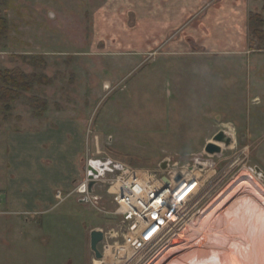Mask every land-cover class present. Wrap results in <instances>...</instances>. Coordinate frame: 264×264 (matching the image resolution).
<instances>
[{"label":"rangeland","instance_id":"obj_1","mask_svg":"<svg viewBox=\"0 0 264 264\" xmlns=\"http://www.w3.org/2000/svg\"><path fill=\"white\" fill-rule=\"evenodd\" d=\"M113 1L0 0V264H96L91 231L122 222L108 184L85 200L91 161L200 170L195 207L145 264L189 242L190 223L240 175L264 186V39L226 54L134 50L103 33ZM14 70L31 86L6 85ZM222 130L233 144L207 153Z\"/></svg>","mask_w":264,"mask_h":264},{"label":"crops","instance_id":"obj_2","mask_svg":"<svg viewBox=\"0 0 264 264\" xmlns=\"http://www.w3.org/2000/svg\"><path fill=\"white\" fill-rule=\"evenodd\" d=\"M110 10L103 33L118 35L113 44L226 54L255 46L250 16H264V0H115Z\"/></svg>","mask_w":264,"mask_h":264},{"label":"built area","instance_id":"obj_3","mask_svg":"<svg viewBox=\"0 0 264 264\" xmlns=\"http://www.w3.org/2000/svg\"><path fill=\"white\" fill-rule=\"evenodd\" d=\"M262 18L264 31V16ZM115 163L113 167L109 162L90 163L95 164L100 172L98 183L110 187L109 193L116 205L115 214L122 222L121 233L114 230L105 233L107 244L104 250L100 249L103 256L98 261L99 264H145L147 250L156 254L158 244L166 236L175 235L185 214L195 207L203 191L201 176L190 168L186 171L177 167L171 169L168 175L158 176V170H136ZM102 165L104 169L100 167ZM88 183L87 171L85 187H82L87 196L90 195ZM174 215L179 217L171 220Z\"/></svg>","mask_w":264,"mask_h":264},{"label":"bare ground","instance_id":"obj_4","mask_svg":"<svg viewBox=\"0 0 264 264\" xmlns=\"http://www.w3.org/2000/svg\"><path fill=\"white\" fill-rule=\"evenodd\" d=\"M215 199L197 222H189L190 241L170 248L154 264H264V186L240 175Z\"/></svg>","mask_w":264,"mask_h":264},{"label":"water","instance_id":"obj_5","mask_svg":"<svg viewBox=\"0 0 264 264\" xmlns=\"http://www.w3.org/2000/svg\"><path fill=\"white\" fill-rule=\"evenodd\" d=\"M217 142L222 143L224 146L229 147L233 144L234 142V137L232 134L222 130L219 131L211 141H209L206 144L205 151L209 154H216V153H221L223 146L218 144ZM168 160H165L161 164V168L163 170H166L168 168ZM102 169L105 168L104 165L100 166ZM199 168H203V164H198ZM87 171H88V178H89V183H88V192L90 195L94 193V187L98 183V176L100 174L99 170L97 169V166L95 164H89L87 166ZM258 171H260V168H257ZM168 178H166L167 180ZM180 179V177L178 178ZM90 199L89 196H86L85 200L88 201ZM105 239V231L102 229H93L90 234V246L91 250L94 252L95 257L97 259L102 258V252L100 251L99 245L101 242H103Z\"/></svg>","mask_w":264,"mask_h":264},{"label":"trees","instance_id":"obj_6","mask_svg":"<svg viewBox=\"0 0 264 264\" xmlns=\"http://www.w3.org/2000/svg\"><path fill=\"white\" fill-rule=\"evenodd\" d=\"M8 22L4 18L0 17V36L6 34V29ZM250 26L252 30V35L256 38L264 39V31H263V18L261 15L252 13L250 16ZM6 31V32H5ZM3 81L6 85L12 84L14 87L17 86H23L25 88H28L31 86V83H26V80L28 76L26 74H22L21 71L14 70L11 72H8L7 74L3 75ZM10 84V85H11ZM7 93H12V90L9 88V90H6Z\"/></svg>","mask_w":264,"mask_h":264},{"label":"clouds","instance_id":"obj_7","mask_svg":"<svg viewBox=\"0 0 264 264\" xmlns=\"http://www.w3.org/2000/svg\"><path fill=\"white\" fill-rule=\"evenodd\" d=\"M53 15L52 13H50V16Z\"/></svg>","mask_w":264,"mask_h":264}]
</instances>
